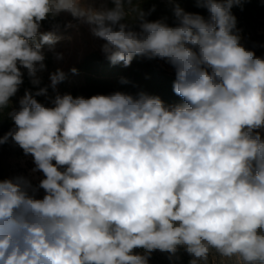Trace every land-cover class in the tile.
<instances>
[{"label": "clouds", "instance_id": "1", "mask_svg": "<svg viewBox=\"0 0 264 264\" xmlns=\"http://www.w3.org/2000/svg\"><path fill=\"white\" fill-rule=\"evenodd\" d=\"M246 2L194 0L205 16L167 0L169 26L147 19L155 5L146 12L134 0H0V113L23 84L21 69L41 84L42 48H54L61 25L40 28L64 13L103 41L113 65H170L183 101L60 94L59 68L50 85L25 90L0 145L22 149L43 178L0 180V264H149L156 251L175 264L181 248L189 264L213 255L264 264V56L241 43L232 13Z\"/></svg>", "mask_w": 264, "mask_h": 264}, {"label": "trees", "instance_id": "2", "mask_svg": "<svg viewBox=\"0 0 264 264\" xmlns=\"http://www.w3.org/2000/svg\"><path fill=\"white\" fill-rule=\"evenodd\" d=\"M111 7L110 0H106ZM139 3L144 11H148L155 5V11L147 17L150 21L161 18H167L169 26H175L174 16L167 0H134ZM186 11L198 12L201 15H207L206 10L195 7L194 0H177ZM233 15L237 19L238 29L255 30L264 23V0H247L244 3L243 10L239 7H233ZM61 24L57 17L55 20H45L42 22L44 28H52L53 24ZM166 66H170L160 59H148L146 57H136L130 66L125 67L123 64H111L105 55L97 50L86 53L75 64L79 75V83L69 90V93L76 96L89 98L97 94H111L117 91L136 95L144 92L148 95L159 96L166 105L182 103V99L173 92V81L175 73H169ZM50 83L42 81L39 86L32 85L30 78L23 75V84L20 86L15 98H21L25 90L35 92L39 87H46ZM49 96L54 95L52 89H48ZM43 96L36 97L40 102ZM11 106L0 113V136L6 133L11 127L12 122L7 118V112ZM3 148H15L23 152L18 146L11 143L0 145ZM43 176L37 181V185Z\"/></svg>", "mask_w": 264, "mask_h": 264}, {"label": "rangeland", "instance_id": "3", "mask_svg": "<svg viewBox=\"0 0 264 264\" xmlns=\"http://www.w3.org/2000/svg\"><path fill=\"white\" fill-rule=\"evenodd\" d=\"M86 6L99 7L105 0H83ZM61 20V29L56 33L61 39L55 44L52 50L49 46L44 45L42 52L45 55L46 70L38 73L42 81L50 83V73L56 69H61L66 74V79L58 84L57 89L60 94L69 93V90L76 86L80 79L77 73H72L71 69L86 53L93 50L101 52L100 45L103 41L95 39L91 36L88 27L86 25L79 24L69 14H61L59 16ZM71 22L73 27L64 29L63 25ZM52 30V28H40V32L44 33ZM241 35V43L248 49L254 50L257 56H264V23H262L255 30L239 29ZM39 36L37 37V41ZM55 53H63L62 60L55 59ZM169 73H175L171 66H166ZM24 75H27V70L21 69ZM19 99L14 96L11 98V107H19ZM46 105L49 102L43 97L40 101ZM50 106V105H49ZM35 168L31 156H25L23 152H19L15 148H3L0 146V180L8 179L15 176H24L32 184L37 186V181L43 176L39 171L33 172ZM43 190H40L38 196H43ZM137 252L143 253L142 249H137ZM178 260H175V264H189L192 259L181 248L178 253ZM149 264H173L169 259V254L166 252L156 251L153 252L149 260ZM210 264H233L231 261H227L224 258H220L216 255L210 257Z\"/></svg>", "mask_w": 264, "mask_h": 264}]
</instances>
